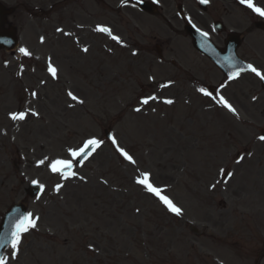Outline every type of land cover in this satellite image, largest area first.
<instances>
[{
    "label": "rangeland",
    "instance_id": "1",
    "mask_svg": "<svg viewBox=\"0 0 264 264\" xmlns=\"http://www.w3.org/2000/svg\"><path fill=\"white\" fill-rule=\"evenodd\" d=\"M226 1L232 0H215L217 6ZM256 2L264 5V0ZM235 10V18L245 22L241 9ZM71 18L73 11L67 9L56 21L65 20V25L71 27ZM43 25L46 30L53 29L50 23ZM122 27L115 31L121 33ZM130 31V36L137 39ZM167 37L174 38L176 52L182 55L184 49L190 53V62L203 61L191 44L190 51L184 45L186 38L165 29L163 40ZM34 38L32 28L20 38L37 55L36 60L25 62L22 80L11 72L14 60L0 52V188L7 191L14 184L10 197L0 194V215L9 204L24 198L27 183L19 172L28 177V182L35 180L44 185L41 197L27 200L29 212L37 218L36 227L22 235L18 259L9 260V264H212L211 259L202 258L207 251L222 264H262L264 159L260 170L256 168L259 163L255 166L251 162L242 170L233 168L227 184L221 182L223 174L217 171L222 161V167L226 164L233 171L229 163L234 160L235 150L242 153L240 146H252L256 129L246 131L248 123H238L236 116L215 107L199 88H156L167 82L156 62L151 66L158 68L149 71L145 61L139 64L137 58L119 61L122 53L118 51L113 59L105 61L108 66L104 67L99 59L94 68L91 58L105 50L103 40L92 35L81 39L82 44H91L87 56L60 35L51 34L42 46ZM49 59L59 69L57 80L47 74ZM195 65L200 68L198 62ZM204 66L209 69V65ZM150 75L155 79L151 86L147 81ZM207 77L218 81L217 75ZM194 82L202 85L198 80ZM253 83L244 77L236 84L225 82L222 91L241 118L254 116L256 120L264 117V102L243 99ZM240 87L247 88L240 91ZM23 88L37 93L39 100H32L31 111L40 115L31 116L26 126L18 127L4 114L15 110L13 94L23 96ZM64 89L77 94L83 105L68 102L70 109L65 111L61 106L65 102ZM149 96L158 99L143 105L141 100ZM165 99L173 103L166 104ZM254 127L260 129L261 122ZM1 130L6 133L2 135ZM105 130L112 132L118 144L134 157L135 164L122 161L112 143L104 139ZM227 134L235 135L230 140ZM90 138L104 144L77 168L75 177L62 179L45 165L37 166L45 156L49 160L70 158L67 149ZM7 157L14 164L13 173ZM144 171L151 173V182L166 186L165 193L179 200L190 214L188 221L170 217L136 183V177ZM215 180L223 191L215 188L221 196L215 197L214 208L206 214L202 206L209 205L208 186ZM244 183L248 185L238 189ZM57 184L62 185L59 191L55 190ZM191 228L202 237L194 236ZM236 250L242 251V260L238 261ZM10 253L11 249L6 255Z\"/></svg>",
    "mask_w": 264,
    "mask_h": 264
},
{
    "label": "snow or ice",
    "instance_id": "2",
    "mask_svg": "<svg viewBox=\"0 0 264 264\" xmlns=\"http://www.w3.org/2000/svg\"><path fill=\"white\" fill-rule=\"evenodd\" d=\"M124 0H122V3ZM208 0H201V3H207ZM241 4L246 5L247 8L251 9L252 12L256 13L257 15L264 17V8H260L258 6H255L253 3V0H240ZM57 31H62L61 29H57ZM95 31L100 33H106L111 37L112 40L116 41L117 43H121V40L118 36H115L112 34L111 30L108 27L97 25ZM67 34V33H65ZM203 35H207V33H202ZM43 40V38H41ZM6 42V41H5ZM88 49L85 48L83 51H87ZM18 51L24 55V56H30L31 53L26 48H19ZM47 70L50 74V76L53 79H57V69L53 66L51 63V60L49 59V63L47 66ZM249 71L251 73H254L255 76L259 77L261 81H264V73H262L259 69L254 67L252 64L246 65V68H237L234 71L229 73V79H233L235 77H238L242 71ZM150 79H152L150 77ZM167 85H161V87H166ZM199 92L203 93L205 96H212L213 94L211 92H208L204 88H199ZM67 95L73 100L77 101L79 103H83V101H79L78 97L75 96L71 91L67 93ZM33 97L37 96V93H32ZM158 97L156 96H149L145 97L141 100V103L144 105H147L150 100H156ZM255 99V97H253ZM166 104H172L173 101L171 99H165L163 101ZM216 103L220 104L222 107L226 108L229 112L233 113V115H236V109L229 103L227 99H225L223 96H219L216 100ZM137 112L140 111V108L135 109ZM28 113V110L25 111H18L10 113V119L13 121H23L26 118V114ZM32 116H38L39 114L36 111H31L30 113ZM261 141H264V135H261L258 137ZM112 145L114 146L116 152L120 154L126 161H128L131 164H135L136 161L133 158L132 155L129 154L128 151H126L123 147H121L115 138H110ZM102 144V141L90 138L83 141L82 145L72 148L69 147L67 149L68 156L71 157V159L67 158H55L49 160V157L45 156L43 159H40L37 161V166L45 165L50 172L54 174H58L62 179H69L71 177H75L77 173L75 171H72L73 168V162L83 163V161L87 160L96 149H98ZM248 155H251L250 153ZM244 159L243 156H240L236 162L240 163ZM47 162V163H46ZM221 174H226L227 176H232L233 173L226 172L225 169L220 170ZM33 184H38V181L33 180ZM136 183L142 188L147 191L148 193L152 194L153 196H156L160 202L167 208V210L177 216L181 215L182 210L177 207L173 201L168 198L165 195H162L163 190L154 186L151 182V173L150 172H140L138 176L136 177ZM40 189L44 188V185L39 184L38 185ZM62 185L57 184L55 186V190L59 191L61 189ZM215 187V185H213ZM36 219L33 218L32 213H25L22 215H19L16 218H13L11 221V224L9 226V230L4 233L0 234V248H6L10 246L11 253L10 255H4L0 254V264H9V260H16L18 259V252H19V245L21 243V237L23 234L27 233L30 229H33L36 227ZM91 247V246H90Z\"/></svg>",
    "mask_w": 264,
    "mask_h": 264
},
{
    "label": "flooded vegetation",
    "instance_id": "3",
    "mask_svg": "<svg viewBox=\"0 0 264 264\" xmlns=\"http://www.w3.org/2000/svg\"><path fill=\"white\" fill-rule=\"evenodd\" d=\"M165 13H166V14H169V11L166 10ZM165 22H166V23H165L166 26L170 27L171 24L174 23V18H173L172 16H170L169 20H168V21H165ZM172 64H173V66H175V67L177 66V64H176L175 62H173Z\"/></svg>",
    "mask_w": 264,
    "mask_h": 264
},
{
    "label": "water",
    "instance_id": "4",
    "mask_svg": "<svg viewBox=\"0 0 264 264\" xmlns=\"http://www.w3.org/2000/svg\"><path fill=\"white\" fill-rule=\"evenodd\" d=\"M190 33H191V32H190ZM191 35L194 36L195 39H197V36H196V35H193L192 33H191Z\"/></svg>",
    "mask_w": 264,
    "mask_h": 264
}]
</instances>
